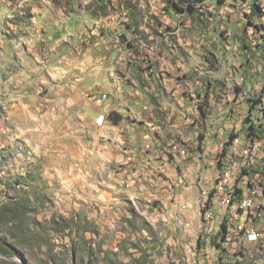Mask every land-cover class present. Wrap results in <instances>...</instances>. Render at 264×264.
Returning <instances> with one entry per match:
<instances>
[{"label": "rangeland", "instance_id": "1", "mask_svg": "<svg viewBox=\"0 0 264 264\" xmlns=\"http://www.w3.org/2000/svg\"><path fill=\"white\" fill-rule=\"evenodd\" d=\"M180 1L107 0L102 11V5L94 0H52L54 8H48L38 0H26L25 3L0 0V23L3 24L0 53L6 49L4 41H8L5 51L15 57V61L10 58L7 65L0 62V75L4 71L10 75L16 71L21 77L33 76L28 67L29 60H38L41 69L36 68L34 74H41L44 80L63 88V91L57 89L59 95L52 94L47 87L38 85L36 77V85L27 89V95L19 87L14 94L6 95V100L18 97L15 103L22 106V111L26 109L32 123L43 131L49 155L37 165L33 166L30 162L23 165L22 176L18 163L21 157L27 156V144L19 137L13 138L10 144L0 148V173L5 178L0 179V183L26 192L30 183L42 180L46 189L49 186L52 188L49 198L53 205L60 199L72 212L74 205L83 203L80 198L87 193L96 214L104 209L108 220L105 228L109 232L106 238L109 247L103 243L94 245L87 239L70 240L64 245V258H54L55 264H206L208 259L203 262V257L199 256L206 251L198 248L200 235H210L211 238L218 233L231 236L230 225H225V228L218 225L217 234L215 230L203 234L204 223H210V213L207 209L203 212L201 206L210 187V168L203 160L202 136L188 148L191 153L182 161H177L180 157L175 160L172 154L156 156L153 158L157 162L153 172H143L141 167L145 161L142 157L153 154L152 151L145 148L137 159H128L127 150L133 151L134 146L119 139L112 142L107 130L114 129L110 126L97 128L94 124L97 112L109 103L111 94L105 102L101 95L107 90L105 78H108L118 51L126 45V41H138L139 48L131 51L126 68L118 67L119 76L125 77L122 81L124 95L133 93L134 89H142L138 79L144 80V61L151 69V60L157 57L163 58L168 66L176 67L174 61H168L165 56V52H169L165 42L163 47L162 44H155L156 56H152L150 51H143L142 55V49H149L150 34L155 32L158 39L167 37L164 41H171V53L186 63V68H191V75L206 77L203 75L206 72L208 75L223 73V78L226 75V110L240 104L238 88L252 90L253 94L255 84L264 82V29L261 27L264 15L255 16L252 18L254 24H250V7L246 10L241 7L246 0H195L196 4H190V13L196 16L191 21L196 24L197 32L189 27V34L184 33L183 36L197 39L194 47L200 54L208 53L211 60L209 67L207 63L196 61L194 56V59L190 57V48L181 41L176 22L165 21L174 14V8ZM33 7L40 11L34 12ZM98 11L102 16L97 14ZM171 37L176 41H172ZM243 41L248 48L243 46ZM130 63L133 66L129 67ZM151 69L150 74H153ZM115 73L113 70L112 74L116 76ZM240 75L246 78L245 81H241ZM162 78L160 75V78L154 79ZM223 78L216 84L221 86ZM182 85V89H190V82H182ZM155 87L158 84L155 83ZM164 89L172 96L173 88ZM157 93H160L158 88ZM241 99V104L245 103L247 107L250 102ZM59 100L66 102L67 114L57 105ZM197 102L205 104L207 99ZM2 108L0 105V110ZM209 111L210 106H203V112ZM122 117L126 123L132 121L129 116ZM206 118L208 121L202 119V123H210V117ZM231 118L234 122L240 120L237 113ZM119 123L127 125L123 121ZM120 128L123 129V126L120 125ZM260 129L264 130L262 120ZM126 131L127 126L124 133ZM155 132L159 134L157 130ZM18 143L23 144L24 149L12 150L13 145ZM118 155H121L119 160L116 159ZM148 160L152 159L148 157ZM163 161L168 162L166 167L161 164ZM187 171L194 174L191 185H188L192 194L188 201H180L179 196L184 198L188 186H179L177 191L170 178L177 175L178 180L184 181ZM93 184L95 187H90ZM221 211L219 208L218 212ZM58 215L67 225L68 218L63 213ZM52 228H56L55 218ZM220 242L229 244V237L225 240L220 238ZM204 247L210 248L206 244ZM129 248H134L139 255L127 260L131 255ZM251 261V256L242 258V264H253ZM0 264H12V261L0 258Z\"/></svg>", "mask_w": 264, "mask_h": 264}, {"label": "built area", "instance_id": "2", "mask_svg": "<svg viewBox=\"0 0 264 264\" xmlns=\"http://www.w3.org/2000/svg\"><path fill=\"white\" fill-rule=\"evenodd\" d=\"M195 2L181 0L178 7L174 8V14L165 21L176 22L181 41L194 51V58H199V63H207L210 67L208 53L200 54L194 47L197 39L183 36L184 33L189 34V27L197 32L190 14V4H196ZM246 3L252 7V0H246ZM130 42L126 41V45L118 51L116 73L118 67L126 68L127 58L132 55ZM163 42L169 46V52H165V56L168 61H174L177 75L173 81H162V84L176 89L178 98L188 97L189 105L177 107V102L160 99L155 87L156 79L150 74V69H147V61H144V80L139 79L143 87L138 90L143 93L142 99L147 106L144 112L139 109V102L132 99L133 96H127L126 100L132 102L134 109H129L130 117L135 122L147 121L148 126L154 127V132L156 128H163V132L167 133L164 140L169 141V153L174 158L180 157V160L189 155L190 142H198L202 136L203 160L210 168V187L201 204L202 209L205 206L210 213V223H207L209 230L203 234H210L213 230L217 234L218 225L231 227V236H225L229 237V244H221L225 249L212 243L210 235L202 236L204 245L210 246L208 249L204 248L206 251L203 262L208 259L209 264H224L225 261L226 264H242L243 257L251 256L253 264H264V227H261L264 225V180H260L259 172V163H264V130L260 129V120H264V99H259V89H262L263 82L255 84L253 94L252 90L238 88L240 104L226 110V75L223 78V73L213 72L211 77L191 75V68H186L181 59L171 53V41L160 40L153 34H150L149 49H142V55L143 51H150L152 56H156L154 44H162L163 47ZM131 63L129 67L133 66ZM110 78L113 79V76ZM220 78L224 79L221 86L216 84ZM240 79L245 81L246 78L240 75ZM182 82H190V89H182ZM101 95L104 102L109 99L107 92ZM201 96L212 97L210 112H203V107H196V100ZM241 98L250 102L247 107L245 103L241 104ZM105 106L95 117L94 122L98 128H105L110 123V112ZM235 113L240 117L238 122L231 118ZM202 116H210V123H202ZM160 168L162 169L161 166ZM219 208L221 213L218 212ZM253 234L256 239H248ZM221 235L223 234H217L219 237Z\"/></svg>", "mask_w": 264, "mask_h": 264}, {"label": "clouds", "instance_id": "3", "mask_svg": "<svg viewBox=\"0 0 264 264\" xmlns=\"http://www.w3.org/2000/svg\"><path fill=\"white\" fill-rule=\"evenodd\" d=\"M20 2L25 3L26 0H20ZM38 2L48 8L55 7L52 0H38ZM241 7L246 10L248 5L245 3ZM32 10L40 11L35 7ZM0 30H3L2 23H0ZM7 83L0 79V85H4L0 89V105L3 106L0 110V148L10 144L11 140L17 137L27 144V156L21 157L18 163L23 176V165L29 162L33 166L37 165L49 155V149L45 147L47 137L32 123L27 110L22 111V106L15 103L18 97L4 99V95L7 94ZM37 83L47 87L52 94L59 95L57 89L63 91L59 84L49 83L40 75L37 76ZM57 105L60 106L61 111H65V101L59 100ZM65 114H67L66 111ZM15 148L23 150L24 145L18 143L13 145L12 150ZM0 179H5L3 173H0ZM90 187H95V184ZM51 191V186L46 189L42 180L30 183L26 192H19L16 186L9 188L5 183H0V258L11 259L12 264H55L54 258L61 256L64 258V245H67L70 240L87 239L94 245L103 243L105 247H109L106 243L109 232L105 228L108 220L104 209L96 214L91 197L86 193L80 198L83 203L74 205V212H72L60 199H57L53 205L49 198ZM58 213H63L68 218L67 225ZM53 218L56 220L54 230ZM97 225H99L98 234H96ZM84 228L88 230L84 231ZM248 239H256L255 234ZM128 251L131 255L127 257V260L139 255L134 248H129Z\"/></svg>", "mask_w": 264, "mask_h": 264}, {"label": "crops", "instance_id": "4", "mask_svg": "<svg viewBox=\"0 0 264 264\" xmlns=\"http://www.w3.org/2000/svg\"><path fill=\"white\" fill-rule=\"evenodd\" d=\"M4 41V40H3ZM8 44V41L5 42L4 41V47L7 49L6 45ZM185 46V44H184ZM4 49V51H2L0 53V62L1 63H5L6 65L9 64L8 61H10V58H13L15 61V57L12 54H8V52H6ZM190 57L194 56V51H192L190 49V51L188 52ZM151 54V53H150ZM31 58V57H29ZM192 59H194L192 57ZM196 61L199 60V58L195 59ZM39 62L38 60L36 61H31L29 60V64L28 67L30 68V73L33 72V76H18L16 71H13L12 75H10L9 73H7L6 71H4L3 74L0 75V79L5 80L7 83V94L11 95L14 94L15 91H17L19 88H22L24 93L27 92L28 88H33L34 85H36V77L39 75L34 74V72H36V68L38 70H40L41 68L39 67ZM151 65H152V69L151 68H147V69H151V74L153 78H160V75H162V79H157L155 80V83L158 84V90L160 93H158V96L160 99H164V100H169L171 102H177V107H186L189 105V99L188 98H184V97H180L178 98V93L176 89H173V93L172 96H170L169 92H167L165 88L168 89L167 86H165V84H162V81H173V79L175 78V75L177 74V69L174 66H168L166 64V62L164 61L163 58H156L154 60H151ZM18 64V63H17ZM196 65V63H194ZM20 65V64H18ZM186 65V63H185ZM34 68H31V67ZM205 68V67H204ZM166 69V70H164ZM15 70H17V68H15ZM115 70L116 71V66L114 65L113 68H110L109 70V75L108 78H105V84L107 86V90L104 92H107L110 95V99H109V103L106 104V108H108L109 112H117L119 113L121 116L122 115H126L130 117V111L129 109H133L132 106V102L129 100H126V96H133L132 99H136L139 102V109L140 110H145V107L147 106L145 100H143V93L141 92V90L138 89H134L133 93H128L127 95H124L125 93L122 92V90L124 89V86L122 84L123 78L125 77H120L119 73H116V76L114 74H112V71ZM155 71H156V75H155ZM125 73H127V76H129V73L125 71ZM197 73V72H196ZM206 77H211L212 74L208 75V72H206L205 74H203ZM41 76V74H40ZM111 76H114L113 79L110 78ZM197 76V74H196ZM136 78V76H135ZM139 80V79H138ZM4 87V85H0V89H2ZM19 87V88H18ZM183 87V85H182ZM11 92V93H10ZM122 92V93H121ZM6 94V95H7ZM6 95H4V99L6 100ZM166 96V98H165ZM174 96V97H173ZM125 99V100H124ZM207 99V103L202 104L199 101H203ZM127 102V103H126ZM199 104L201 105V107L203 106H211L212 105V97H208V96H201L198 97V99L196 100V107H199ZM104 108H102L101 111H103ZM99 111V112H101ZM97 112V113H99ZM145 112V111H144ZM210 112V111H209ZM96 117V116H95ZM207 116H202V119H204V121H208V118H206ZM210 117V116H208ZM131 118V117H130ZM206 118V119H205ZM43 120V119H42ZM131 122L128 121V123H126V121L124 119L121 120V122L123 121V123H126L127 125V129L128 131L125 132V126L122 123H113L112 121H110V123L107 124L106 127L110 126L111 128H113L114 130H110V132L107 130V134H110V138L112 140V142L115 143V141H117V139L121 140V141H128L129 144H132L134 146V148L132 149L133 151L129 152V150H127L128 153V159H130L129 157L132 156L133 159H135L138 154L141 156L143 154V152L145 151V148H148L150 151H152L153 154H147L146 156L142 157V159H144L145 164L144 166L141 167V169H143V172L145 171H150L153 172V168H155L156 163L154 162V159L156 156H163V157H167V154L171 155L169 153V141L167 139V141H165V135H167V133L163 132L161 129L162 128H156L155 131L157 130V132H159V134H157L156 132L152 131L153 128L151 126H148L147 121L146 123H142V122H135L132 118H131ZM95 121V118H94ZM264 122V120H262ZM210 122V119H209ZM95 124V122H94ZM120 125L123 126V129L120 128ZM96 126V125H95ZM105 127V128H106ZM98 128V127H97ZM193 129V128H192ZM116 131V132H115ZM169 131V130H168ZM106 137V136H105ZM143 143V144H142ZM196 141L193 140L192 142H190V145L195 144ZM160 145H163V147L161 148ZM154 148L156 150H154ZM133 153V154H132ZM191 153V152H190ZM173 155V154H172ZM171 155V156H172ZM148 157H150V159L152 160H148ZM116 159L119 160L121 159V155H118V157L116 156ZM137 159V158H136ZM182 161V160H181ZM147 163H149L147 165ZM161 164H163V166H167L168 162L163 161ZM160 164V165H161ZM140 165H143V162H140ZM262 171V176H260V180L264 177L263 176V170ZM193 172H186L185 173V180L183 181L178 180L177 179V175H171V183L173 182L174 185H176V190L179 191V186L180 187H184V186H188L191 185L192 183V176H193ZM264 179V178H263ZM180 181V182H179ZM185 183H182V182ZM190 183V184H188ZM185 184V185H184ZM140 186V184L138 185ZM137 186V187H138ZM188 191L185 193L184 198L181 199V196H179V200H186L188 201L189 196L192 194L190 193V187H187ZM179 195V192L177 193V196ZM204 231L209 230V225L205 222L204 223ZM250 247V246H248Z\"/></svg>", "mask_w": 264, "mask_h": 264}, {"label": "trees", "instance_id": "5", "mask_svg": "<svg viewBox=\"0 0 264 264\" xmlns=\"http://www.w3.org/2000/svg\"><path fill=\"white\" fill-rule=\"evenodd\" d=\"M106 1L107 0H94V2L96 3V4H98V5H102V11L104 10L103 8H104V5L106 4ZM220 1H223V0H220ZM176 7H178L177 6V4H176ZM250 14H251V18H250V21H249V23L250 24H254L253 22H252V18H254L255 16L256 17H262L263 15H264V12L262 11V9H261V7L254 1V0H252V7H250V12H249ZM97 14L98 15H100V16H102V13H101V11H98L97 12ZM190 14H192V12L190 13ZM192 17H193V20H194V16H193V14H192ZM256 27H258L257 25H255ZM261 27H263V29H264V24L262 23L261 24ZM153 35H158V33H156L155 32V34L154 33H152ZM160 34V33H159ZM126 37V36H125ZM171 40L172 41H176V40H174V37H171ZM138 41L137 42H134V43H130L129 44V47L130 48H132V50L133 49H138L139 47H138ZM243 46L245 47V48H248V44L245 42V41H243ZM181 53H183V52H181ZM263 97H264V82H263V84H262V90L259 92V99H263ZM253 99V97L252 98H250L249 99V101H251ZM109 119L113 122V123H119L122 119H123V117L119 114V113H117V112H110L109 113ZM175 159V158H174ZM181 158H179L177 161H179ZM176 160V159H175ZM205 209H206V207L205 208H203L202 210H203V212L205 211ZM222 227L223 228H225L226 226L225 225H222ZM223 239V240H225V236L224 235H221L220 237L219 236H215V237H213L212 238V240H213V242L212 243H214L216 246H218L219 248L221 247V242L220 241H218V239ZM203 237H202V235H200V237H199V239H198V248H199V250H204V243L202 242L203 241ZM222 249H225V248H223V247H221ZM203 252V251H202ZM199 256L200 257H203L204 255H200L199 254ZM202 258H200V260H201ZM210 262H208V263H206V264H209ZM72 264H74V263H72Z\"/></svg>", "mask_w": 264, "mask_h": 264}, {"label": "bare ground", "instance_id": "6", "mask_svg": "<svg viewBox=\"0 0 264 264\" xmlns=\"http://www.w3.org/2000/svg\"><path fill=\"white\" fill-rule=\"evenodd\" d=\"M260 7H261V9H262V11L264 12V1L263 0H254ZM172 32V31H171ZM165 38V37H164ZM167 38V37H166ZM165 38V39H166ZM164 39V40H165ZM142 42V41H141ZM140 42V43H141ZM147 42V41H146ZM141 45L143 46V43H141ZM146 44L144 43V46H145ZM149 45V44H148ZM158 45V44H157ZM147 46V45H146ZM147 47H149V46H147ZM159 47H161V46H159ZM157 48V47H156ZM161 49V48H160ZM160 49H158V50H160ZM154 50H155V44H154ZM155 51H157V50H155ZM146 53V52H145ZM147 60V59H146ZM156 73V72H155ZM114 77V76H113ZM124 77V76H123ZM260 164V166L262 165L263 167H264V163H259ZM260 166H259V168H260ZM262 166H261V170H263V176H264V168H262ZM264 178V177H263Z\"/></svg>", "mask_w": 264, "mask_h": 264}]
</instances>
